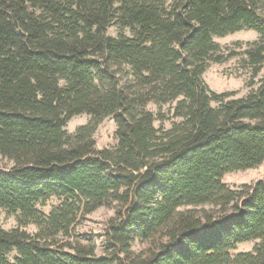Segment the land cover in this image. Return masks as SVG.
Instances as JSON below:
<instances>
[{"label": "trees", "instance_id": "16d2710c", "mask_svg": "<svg viewBox=\"0 0 264 264\" xmlns=\"http://www.w3.org/2000/svg\"><path fill=\"white\" fill-rule=\"evenodd\" d=\"M245 29L253 86L264 0H0V210L18 216L0 264H264V180L222 183L264 162V78L242 98L203 78L239 55L214 38ZM84 114L115 121V149L67 131ZM112 204L98 255L77 227Z\"/></svg>", "mask_w": 264, "mask_h": 264}, {"label": "rangeland", "instance_id": "374dc122", "mask_svg": "<svg viewBox=\"0 0 264 264\" xmlns=\"http://www.w3.org/2000/svg\"><path fill=\"white\" fill-rule=\"evenodd\" d=\"M122 31L115 25L109 28L108 34L112 37H118ZM128 34V31H126ZM261 36L254 30L245 29L224 37H216L214 41L221 48V53L236 52L238 56L228 60L225 63H212L207 68L203 78L211 90L223 93L234 92L236 98H242L249 94L252 89L260 86V81L264 78V68L261 73L253 80L255 83L251 86L252 70L248 67L245 56L242 54L250 45L258 42ZM241 54V55H240ZM92 125L94 132L92 138L96 142V148L102 150L105 148L115 149L118 145L116 135L117 125L112 118H105L96 121L91 115H79L72 118L66 129L69 133H75L81 126ZM11 163L0 156V168H8ZM264 180V162L252 169L229 172L222 178V183L231 189H241L244 186L254 185L256 182ZM58 204L56 198L49 199L39 209L44 214H49L54 205ZM116 204L99 208L88 215L77 227V235L82 241H92L97 246L98 255L105 251V232L109 220L115 215ZM18 226V216L5 210H0V227L11 230ZM25 229L30 233H36L37 228L34 224H28ZM258 241L247 242L238 246L236 253L250 252L254 249ZM148 243L136 242L135 250H141L147 247Z\"/></svg>", "mask_w": 264, "mask_h": 264}]
</instances>
